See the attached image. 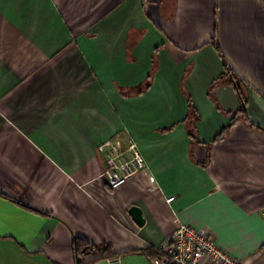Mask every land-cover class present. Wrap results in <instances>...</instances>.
Listing matches in <instances>:
<instances>
[{
  "label": "crops",
  "instance_id": "1",
  "mask_svg": "<svg viewBox=\"0 0 264 264\" xmlns=\"http://www.w3.org/2000/svg\"><path fill=\"white\" fill-rule=\"evenodd\" d=\"M181 224L264 264V0H0V264H150Z\"/></svg>",
  "mask_w": 264,
  "mask_h": 264
},
{
  "label": "built area",
  "instance_id": "2",
  "mask_svg": "<svg viewBox=\"0 0 264 264\" xmlns=\"http://www.w3.org/2000/svg\"><path fill=\"white\" fill-rule=\"evenodd\" d=\"M103 156L102 177L110 189L126 183L145 167L136 143L129 139L105 141L98 147ZM172 199H168L170 202ZM155 256L150 264H247L220 249L205 229H194L179 225L173 234L154 249ZM108 264H120L118 260Z\"/></svg>",
  "mask_w": 264,
  "mask_h": 264
},
{
  "label": "trees",
  "instance_id": "3",
  "mask_svg": "<svg viewBox=\"0 0 264 264\" xmlns=\"http://www.w3.org/2000/svg\"><path fill=\"white\" fill-rule=\"evenodd\" d=\"M77 264H93L98 260L113 257L109 246H95L83 240H76Z\"/></svg>",
  "mask_w": 264,
  "mask_h": 264
},
{
  "label": "water",
  "instance_id": "4",
  "mask_svg": "<svg viewBox=\"0 0 264 264\" xmlns=\"http://www.w3.org/2000/svg\"><path fill=\"white\" fill-rule=\"evenodd\" d=\"M129 213L132 216V218L134 219V221L136 222V224L141 226L144 223V220L141 217V212H140V210L138 208L132 207L129 210Z\"/></svg>",
  "mask_w": 264,
  "mask_h": 264
}]
</instances>
